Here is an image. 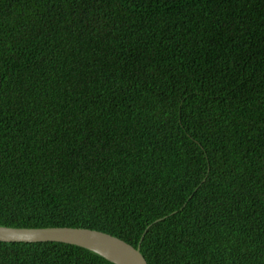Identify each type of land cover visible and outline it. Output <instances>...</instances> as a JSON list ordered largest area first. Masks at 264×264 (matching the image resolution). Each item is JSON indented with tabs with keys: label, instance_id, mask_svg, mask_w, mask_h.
<instances>
[{
	"label": "trees",
	"instance_id": "trees-1",
	"mask_svg": "<svg viewBox=\"0 0 264 264\" xmlns=\"http://www.w3.org/2000/svg\"><path fill=\"white\" fill-rule=\"evenodd\" d=\"M0 78V224L264 264V0H0ZM0 264L116 263L22 240Z\"/></svg>",
	"mask_w": 264,
	"mask_h": 264
},
{
	"label": "water",
	"instance_id": "water-1",
	"mask_svg": "<svg viewBox=\"0 0 264 264\" xmlns=\"http://www.w3.org/2000/svg\"><path fill=\"white\" fill-rule=\"evenodd\" d=\"M1 81V78H0ZM63 241L87 247L116 264H149L141 245L110 232L84 226L34 227L0 224V241Z\"/></svg>",
	"mask_w": 264,
	"mask_h": 264
},
{
	"label": "bare ground",
	"instance_id": "bare-ground-1",
	"mask_svg": "<svg viewBox=\"0 0 264 264\" xmlns=\"http://www.w3.org/2000/svg\"><path fill=\"white\" fill-rule=\"evenodd\" d=\"M81 246V245H80ZM84 247V246H83ZM87 248V247H86Z\"/></svg>",
	"mask_w": 264,
	"mask_h": 264
}]
</instances>
